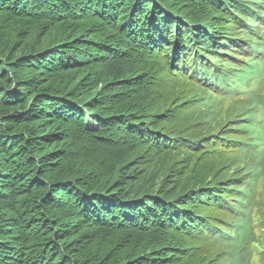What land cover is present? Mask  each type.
I'll return each mask as SVG.
<instances>
[{
  "label": "trees",
  "instance_id": "16d2710c",
  "mask_svg": "<svg viewBox=\"0 0 264 264\" xmlns=\"http://www.w3.org/2000/svg\"><path fill=\"white\" fill-rule=\"evenodd\" d=\"M258 237L264 263V0H0V264Z\"/></svg>",
  "mask_w": 264,
  "mask_h": 264
},
{
  "label": "rangeland",
  "instance_id": "374dc122",
  "mask_svg": "<svg viewBox=\"0 0 264 264\" xmlns=\"http://www.w3.org/2000/svg\"><path fill=\"white\" fill-rule=\"evenodd\" d=\"M204 136L203 137H201L203 140L205 139V137H207L208 135H209V133L207 132V134H203ZM203 157H206V158H209L208 156H203ZM213 160V159H212ZM218 170V169H217ZM237 239H239V237H237ZM233 245H235L236 247L237 246H242V240L239 242V243H235V244H233ZM230 249H232L233 248V246L232 245H230V246H228ZM251 264H252V262H251Z\"/></svg>",
  "mask_w": 264,
  "mask_h": 264
},
{
  "label": "bare ground",
  "instance_id": "6f19581e",
  "mask_svg": "<svg viewBox=\"0 0 264 264\" xmlns=\"http://www.w3.org/2000/svg\"><path fill=\"white\" fill-rule=\"evenodd\" d=\"M255 1V0H254ZM262 6V5H261ZM263 7V6H262ZM263 10V9H262ZM262 15V14H261ZM212 75V74H211ZM216 76V75H215Z\"/></svg>",
  "mask_w": 264,
  "mask_h": 264
}]
</instances>
